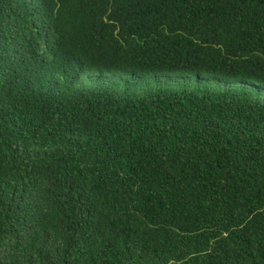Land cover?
Masks as SVG:
<instances>
[{
  "label": "trees",
  "instance_id": "trees-1",
  "mask_svg": "<svg viewBox=\"0 0 264 264\" xmlns=\"http://www.w3.org/2000/svg\"><path fill=\"white\" fill-rule=\"evenodd\" d=\"M0 264H264V0H0Z\"/></svg>",
  "mask_w": 264,
  "mask_h": 264
}]
</instances>
